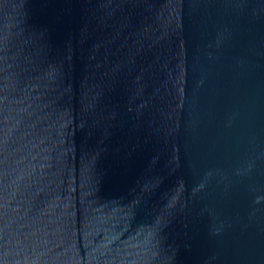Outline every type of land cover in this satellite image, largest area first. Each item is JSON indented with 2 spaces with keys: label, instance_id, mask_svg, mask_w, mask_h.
I'll return each instance as SVG.
<instances>
[{
  "label": "water",
  "instance_id": "water-1",
  "mask_svg": "<svg viewBox=\"0 0 264 264\" xmlns=\"http://www.w3.org/2000/svg\"><path fill=\"white\" fill-rule=\"evenodd\" d=\"M0 264H264V0H0Z\"/></svg>",
  "mask_w": 264,
  "mask_h": 264
}]
</instances>
